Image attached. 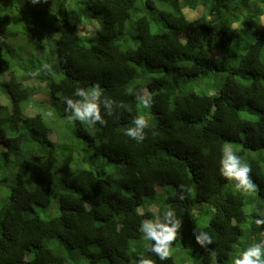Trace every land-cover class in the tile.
I'll list each match as a JSON object with an SVG mask.
<instances>
[{
    "label": "trees",
    "instance_id": "trees-1",
    "mask_svg": "<svg viewBox=\"0 0 264 264\" xmlns=\"http://www.w3.org/2000/svg\"><path fill=\"white\" fill-rule=\"evenodd\" d=\"M263 16L264 0H0V264H233L264 240ZM95 84L107 123L70 121L65 97ZM225 146L254 193L220 174ZM167 209L161 262L139 229Z\"/></svg>",
    "mask_w": 264,
    "mask_h": 264
},
{
    "label": "clouds",
    "instance_id": "clouds-1",
    "mask_svg": "<svg viewBox=\"0 0 264 264\" xmlns=\"http://www.w3.org/2000/svg\"><path fill=\"white\" fill-rule=\"evenodd\" d=\"M41 0H31L32 4H38ZM45 68L47 65L44 66ZM33 76L38 72L32 73ZM143 95H137L136 99L143 105L145 109H150L152 105V97L143 90ZM65 111L70 113L68 119L70 121H80L86 123L89 127H95L97 123L105 125L107 121L104 116L112 115V107L116 101L106 97L99 84H95L89 88L77 86L71 97L64 99ZM119 107L129 110L122 103ZM102 109L104 115H102ZM133 127L127 128L125 134L136 140L138 143L145 139V129L149 127L148 120L143 115H137L133 119ZM52 137V136H51ZM220 174L229 181L235 182L237 190L251 194L257 190V185L250 178L252 171L248 163H246L240 155H238L230 146H225L221 150L220 158ZM183 199V196L180 197ZM257 225H264V218L256 220ZM181 220L177 218L173 209L163 211L162 215H157L155 221L145 220L140 225V231L143 233L145 241L152 242L148 251L154 253L161 262L166 261L170 255V249L176 240ZM200 236H196L195 240L198 244L204 245L212 243L211 236L201 231ZM213 255H215L213 253ZM138 264H154L150 259L141 257ZM233 264H264V240L252 243L243 249L238 256L233 259Z\"/></svg>",
    "mask_w": 264,
    "mask_h": 264
},
{
    "label": "rangeland",
    "instance_id": "rangeland-1",
    "mask_svg": "<svg viewBox=\"0 0 264 264\" xmlns=\"http://www.w3.org/2000/svg\"><path fill=\"white\" fill-rule=\"evenodd\" d=\"M261 21H262V23L264 24V16L262 17Z\"/></svg>",
    "mask_w": 264,
    "mask_h": 264
}]
</instances>
